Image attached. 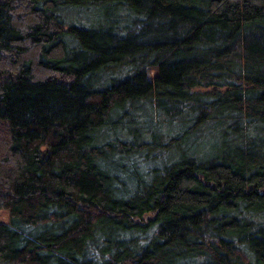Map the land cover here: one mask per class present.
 <instances>
[{"label": "trees", "instance_id": "trees-1", "mask_svg": "<svg viewBox=\"0 0 264 264\" xmlns=\"http://www.w3.org/2000/svg\"><path fill=\"white\" fill-rule=\"evenodd\" d=\"M0 264H264V0H0Z\"/></svg>", "mask_w": 264, "mask_h": 264}, {"label": "rangeland", "instance_id": "rangeland-1", "mask_svg": "<svg viewBox=\"0 0 264 264\" xmlns=\"http://www.w3.org/2000/svg\"><path fill=\"white\" fill-rule=\"evenodd\" d=\"M6 219H7V214H6V212L1 211V212H0V220L7 221Z\"/></svg>", "mask_w": 264, "mask_h": 264}]
</instances>
